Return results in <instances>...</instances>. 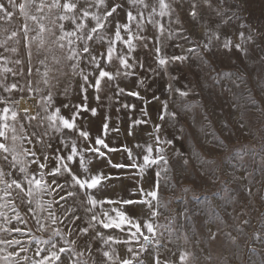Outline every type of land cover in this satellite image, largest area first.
Returning a JSON list of instances; mask_svg holds the SVG:
<instances>
[{"label": "snow or ice", "instance_id": "obj_1", "mask_svg": "<svg viewBox=\"0 0 264 264\" xmlns=\"http://www.w3.org/2000/svg\"><path fill=\"white\" fill-rule=\"evenodd\" d=\"M244 2L245 0H238V3ZM185 3H187V8L184 7ZM8 4L12 8H18L20 14L26 20L32 21L38 29L35 35H30L32 29L28 23L23 24L20 29L26 42L25 47L29 49V61L32 56L31 46L33 43L38 49H42L49 44L45 34L55 37L51 40V44L55 45L63 55L53 56L54 64H67L72 76L79 78L77 81L79 93L87 94L94 91V99L101 103L93 106L89 102L88 95H84L80 102L74 106L62 102L57 107L49 87L48 94L42 95L40 101L37 102L41 110L44 111V116H40V113L32 115L27 108L22 110L23 119L29 123L35 121L37 129L46 124L42 132L33 131L31 136L38 144H45L43 138L50 136L52 132L61 134L65 139L72 136H75V139L71 140L70 147L66 148L64 152H60L59 148L53 150L52 144L47 143L45 150L41 153L42 158H36V151L24 147L25 140L28 143L34 141L29 139L27 129L20 122V114L11 106L17 102L0 97V160L7 162L9 168L19 166L18 172L21 174L19 178H15L11 171L6 172L4 167L0 166V201H2L0 203V232H14L21 236L25 233V229L22 227H7L10 219L16 220L21 225L26 223L18 212L9 218L7 213L2 210L10 208L15 211L14 202L9 197H12L13 191L18 190V194H22V199L28 206V212L36 221L37 231L49 230V224L44 221H50L52 225L58 223L59 218L56 211L53 210V205H59L63 217L73 224L81 221V217L77 215V207L74 206L78 205L85 213L89 214L87 226L80 227L79 234H87L90 229H96L97 225L103 229H119L121 232H127V238L124 240L112 235L103 238L104 244L115 242L126 246L130 256L116 257L119 264H177L176 261L167 257L168 244L173 241L174 236L177 240H181L185 244L188 243L190 239L188 232L191 231V228H186L185 224H190L195 213H192L187 206L177 213L176 209L169 207L171 200L162 197L164 186L169 183V173L172 171L171 160L166 149L176 140L174 135L169 136L165 133V125L177 118V113L170 110L166 94L174 93L180 97H187L191 89L182 90L174 86L173 82L176 77L171 75L169 65H176L177 68L180 66L191 68L190 61L195 57L201 68L210 66L209 57H215V47L231 48L239 55H247L249 48L257 42L264 45V28L253 27L247 36L244 31L238 30L243 42L234 43L220 25L227 27L231 23L233 17L227 13L232 12L235 15V5H228L227 0H179L178 7L185 12L193 29L190 35L194 38L191 41L194 46L184 48V45L181 44L179 45L183 50L181 54L167 55L164 52V48L167 46L166 40L177 36V32L165 28L164 24L153 18L157 12V5L158 14L161 17L170 14L171 5L166 0H153L147 18L142 9L146 10L150 7L148 0H50V2L49 0H21L19 4L15 0H8ZM33 7L35 14L30 12ZM45 9L48 10V13H52L53 9L59 10L58 14L50 21L58 28L59 35L53 31L52 27L44 23L49 18L47 15H42ZM208 10L215 12L219 19V23L214 29L201 23ZM0 12L4 14V16H0V19L13 16V12L9 11L3 3H0ZM145 19H147V23L156 26L160 35L152 34L151 39L154 43L148 53V58L144 60L137 58L135 63H132L130 58L135 55V50L138 47L134 41H140V47L144 49L149 48L148 37L140 34L144 31ZM62 21L69 22L72 26L71 29L69 30L64 23H58ZM133 24L138 29L137 32H133L131 27ZM200 28L204 29L203 33L199 32ZM185 31H189V29H180V38L187 44L190 41L187 36L183 35ZM166 32L167 36L165 37ZM18 35V32L13 31L8 39ZM201 35L204 39L199 44L195 43V38ZM221 35L224 36L222 41ZM105 41L107 42L105 43ZM117 42H120L126 51L120 52ZM3 43L5 42L0 41V44ZM10 51L15 53L18 49L13 47ZM85 58L87 64L92 67L93 75H89L81 66ZM4 59L0 56V60ZM46 60L47 57L40 60L39 63L45 65L41 80L45 86H49V74L54 69L46 64ZM117 61L118 65L113 67ZM15 63L21 64L22 61L16 60ZM137 66L146 68L158 78L161 75L168 77L167 81L158 89L160 95L151 91V86L146 85L144 80L134 79V89L143 87L146 92H151L150 99H145L139 90L128 91L129 96L136 97L148 105L147 108L140 109V114L141 117L148 116L150 119H133L124 128L126 135L133 137L138 127L152 124L150 133L152 143L147 145L137 143L136 148L140 150L138 153L129 145L112 147L106 141V137L110 134L119 135L122 129L119 126L113 127L110 114H101L104 85L108 84L111 87L117 77L132 76L135 78ZM56 70L58 71V69ZM3 71L10 72L12 70L5 67ZM28 71L30 74V67ZM17 87V84L12 83L4 85L3 90L11 94ZM70 88V84L66 85L61 95H67ZM27 90L38 93L42 91L40 88H33L31 81L28 82ZM20 91L23 92L24 88H20ZM116 91L122 95L125 88L117 84ZM123 107L132 108L136 105L129 104L123 105ZM184 107H191V104H185ZM153 109L156 117L154 120L151 119V110ZM62 110L67 111V116L63 114ZM97 117H99L98 121L95 119ZM83 121H87V126ZM95 124H98L97 134L93 135L92 126ZM17 125H19V131ZM213 142L217 148L223 146V141L219 137L213 136ZM57 143L63 145L65 140L58 138ZM50 150L56 152L51 158L48 154ZM117 153H120L122 157L126 153V157H123L126 162L115 161L113 157ZM172 155L180 160L183 169L187 170L190 164L187 154L183 151H173ZM9 156L11 160H9ZM29 156L35 158L31 161L34 169H29L26 166L25 157ZM137 156L139 159L136 158ZM205 164L211 166L212 162L205 161ZM33 171L38 172L39 175L32 174ZM209 171L214 176L218 169L210 167ZM198 175L201 180L215 183L212 176L207 175V172ZM172 179L175 180L176 175H173ZM61 180L63 183L60 182ZM145 184L148 185L147 189L144 187ZM69 187L72 190H68ZM182 190L189 193L192 188L184 186ZM246 191L250 193L251 187L249 186ZM60 192H64V195H60ZM121 193L124 195H120ZM129 193H135V195ZM45 195L53 197V199L45 200L43 199ZM55 196H59V200H56ZM172 199H180V197ZM68 200H72L73 203L67 204ZM33 204L35 207L32 206ZM104 205L111 207L106 208L103 207ZM98 206H100V211H97ZM163 211L169 212V215L165 217L164 222H160ZM44 213L46 215L42 216ZM209 215L211 216L209 223H214L219 219L218 214L212 209H210ZM181 218L185 224L177 227L176 223ZM244 223L246 224L247 221ZM207 232L208 239L215 241L219 229L212 231L209 228ZM228 235L231 234L228 233ZM96 236H103V233L97 231ZM53 237H60L64 246L57 249V242L53 241ZM28 239L35 240L38 246L50 245V247L47 249L37 247L35 256L39 259H33L27 255H20L29 251L26 246H22L20 239H0V246L16 245L19 247L18 252H8L5 247H0V253H3L0 255V261H3V264H14L13 258L18 256L19 261L23 264H63L62 253H70L78 258L83 256V252H76L72 247L76 241L65 239L64 233L59 228H52L51 235L47 239H41L34 235H29ZM231 239L235 242L236 238L231 237ZM133 242H135V247L132 246ZM261 242L264 243V240ZM249 248L255 251L251 245ZM45 251L46 255L43 254ZM102 255L108 261L113 260L109 251H104ZM205 259L210 260L211 257ZM67 264H86V261L69 259ZM178 264H198V261H196L193 252L181 248L179 249Z\"/></svg>", "mask_w": 264, "mask_h": 264}, {"label": "rangeland", "instance_id": "obj_2", "mask_svg": "<svg viewBox=\"0 0 264 264\" xmlns=\"http://www.w3.org/2000/svg\"><path fill=\"white\" fill-rule=\"evenodd\" d=\"M15 2L19 4L21 0H15ZM166 2L171 5L172 11L170 14L161 17L158 14L157 5V12L153 18L164 24L165 28L177 32V36L171 40H166L167 46L164 48V52L167 55L181 54L183 50L179 45L183 44L184 48L194 46L191 43L194 38L190 35L193 29L186 18L185 12L178 7L179 0L177 2L166 0ZM0 3H3L9 11L13 12L12 17L0 19V41L5 42L0 44V56L5 58L0 60V97L17 102L11 106L20 114V122L27 129L29 139L34 141L28 143L25 140L24 147L36 151V158H42L41 153L45 150L47 143L52 144L53 150L59 148L60 152H64L66 148L70 147L71 140L75 139V136L65 139L61 134L52 132L50 136L43 138L45 144H38L31 133L33 131L42 132L46 124L37 129L35 121L29 123L23 119L24 113L22 110L27 108L32 115L40 113V116H44L45 113L37 102L40 101L42 95L46 96L48 94L49 87L57 107L62 102L74 106L80 102L84 95H88L89 102L93 106L100 104L101 101L94 99V91L87 94L79 93L77 89L79 78L72 76L67 64H54L52 57L63 55L55 45L51 44V40L55 37L45 34L49 44L42 49H38L33 43L31 46L32 56L29 61V49L25 47L26 42L20 29L25 23H28L30 29H32L30 35H35L38 29L32 21L26 20L20 14L18 8H12L8 4V0H0ZM148 3L150 7L146 10L142 9L146 18L148 12L151 11L153 0H148ZM227 4L236 6L235 15L228 12L227 15L233 17L231 23L227 27L224 25H220V27L234 43L243 42L239 36V31H244L245 36H247L253 27L264 28V0H245L244 3H238V0H227ZM184 7L187 8V3L184 4ZM58 11L53 9L52 13H48V10L45 9L42 13V15L49 17L44 23L52 27L57 35H59V30L50 21L58 14ZM30 12L35 14V8L30 9ZM0 16H4V14L0 12ZM58 23H64L69 30L72 27L67 21ZM201 23L214 29L219 23V19L216 17L215 12L208 10L204 14ZM131 27L133 32L138 31L134 24ZM180 29H189V31L183 33L184 36L189 38V43L186 44L180 38ZM13 31L18 32L19 35L8 39ZM203 31V28L199 29L200 33H203ZM153 33L160 35L156 26L147 23V19H145L144 31L140 34L148 37L149 48L144 49L140 47V41H134L138 47L135 50V55L130 58V62L135 63L137 58L141 60L148 58V53L154 43L151 39ZM164 36H167V32ZM203 39L204 37L201 35L195 38V43L199 44ZM223 39L224 36L221 35V41ZM13 47L17 48L18 51L11 52L10 49ZM117 47L120 52L126 51L120 42H117ZM214 52L215 57H209L211 60L210 66L201 68L195 57L190 61L191 68L185 66L177 68L176 65H169L171 75L176 77L173 82L174 86L182 90L191 89V91L187 97H180L174 93L166 94L170 110L177 113V118L165 125V133L169 136L174 135L176 140L166 149L171 160L172 171L169 173V183L164 186L162 197L171 200L169 207L176 209L177 213L184 206H187L192 213H195V216L190 224H185L182 218L177 221V227L185 224L186 228H191V231L188 232L190 239L185 244L174 236L173 241L168 244L167 257L178 264L179 249L186 248L194 253L198 264H262L264 262V243L261 242L264 240V45L257 42L249 48L247 55H239L234 49H223L222 47H215ZM45 57H47L46 64L54 69L49 74V86H45L41 80L45 65L40 64L39 61L45 59ZM16 60H21L22 63L17 64L15 63ZM116 65H118V61L115 62L113 67ZM81 66L89 75L94 74L92 73V67L87 64L86 58L82 61ZM151 66L154 67V65ZM5 67L10 68L12 71L4 72L3 68ZM29 67L31 68L30 74ZM135 72V78L132 76L117 77L112 82L111 87L108 84L104 85L101 114H110L113 127L119 126L122 129L119 135L110 134L106 137V141L112 147L129 145L138 153L140 150L136 148L137 143L142 145L152 143L150 138L152 124L138 127L133 137L126 135L124 128L133 119H150L148 116L141 117L140 114V109L147 108L148 105L139 101L136 97L129 96L128 91L139 90L145 99H150L151 92H146L143 87L134 89V79L144 80L146 85L151 86V91H155L157 95H160L158 89L167 81L168 77L161 75L158 78L152 72L147 71L146 68H140L139 66L135 68ZM29 81H31L33 88H40L42 91L39 93L35 91L28 92ZM12 83L17 84L18 87L9 94L3 90V86ZM69 84L71 86L69 93L61 95L65 86ZM117 84L125 88L122 95L116 91ZM20 88H24V91L21 92ZM129 104L136 105V107H123V105ZM185 104H191V107L185 108ZM62 111L67 116V111ZM151 111V119L154 120L156 119L154 109ZM95 119L98 121L99 117ZM83 122L87 126V121ZM97 127L98 124L92 126L93 135L97 134ZM17 128L19 131V125H17ZM213 136L219 137L223 141L222 147H216ZM58 138L65 140V144L58 145ZM53 150L48 152L50 158L56 154ZM173 151H183L187 154L190 161L187 170H184L182 162L172 155ZM123 157H126V153L123 154ZM123 157L120 153H117L113 159L117 162H126ZM136 158L139 159V156ZM33 159L35 158L25 157L26 166L29 169H34V165L31 163ZM9 160H11L10 156ZM205 161H211L212 165L205 164ZM42 162L46 163L43 160ZM0 166H3L6 172L11 171L15 178L21 176L18 172L19 166L9 168L7 162L2 160H0ZM210 167L218 169L214 176L209 171ZM204 172L212 176L215 183L201 180L198 174ZM32 174L39 175L35 171ZM173 175H176L175 180L172 179ZM60 182L63 183V180ZM184 186H191L192 191L185 193L182 190ZM249 186L251 187L250 193L246 191ZM144 187L147 189L148 185L145 184ZM68 190H72L71 187ZM129 194L135 195V193ZM60 195H64V192H60ZM120 195L124 194L121 193ZM173 197H180V199H172ZM9 199L13 200L15 211L10 208L2 210L7 213L9 218L18 212L26 223L21 225L16 220L10 219L7 227H22L25 229V233L21 236L14 232H0V239H20L22 246L29 249L26 254L21 253L20 255L39 259L35 256L37 247L47 249L50 245L38 246L35 240L28 239L29 235L47 239L51 235L52 228H59L64 233L65 239L76 241L72 245L75 251L83 252V256L79 258L72 256L70 253H62L63 264H67L69 259L86 261V264H119L116 257L130 256L127 253L126 246L122 244L115 242L103 243V238L107 235H112L120 240L126 239V231L103 229L97 225L96 229H90L87 234H79V228L87 226L89 214L85 213L78 205L74 206L77 207V215L81 217V221L73 224L63 217L59 205H53V210L56 211L59 218L58 223L52 225L50 221H44L49 224V230L37 231L36 221L32 218V214L28 212V206L22 199V194H18V190L13 191L12 197H9ZM43 199L50 200L53 197L45 195ZM55 199L59 200V196H55ZM72 203V200L67 201V204ZM32 206L35 207L34 204ZM103 207L110 208L111 206L104 205ZM210 209L214 210L219 216V219L214 223H209L211 220ZM97 211H100V206L97 207ZM43 215H46V213ZM168 215L169 212L163 211L160 222H164L165 217ZM244 221H247V223L245 224ZM209 228L212 231L219 229L215 241L208 239L207 230ZM97 231L102 232L103 236H96ZM228 233L231 235L229 236ZM94 236L95 239L92 238ZM231 237L236 238L235 242L232 241ZM53 241L57 242V249L64 246L60 237H53ZM249 245L255 251L250 250ZM132 246L135 247V242ZM0 247H5L8 252L19 251V247L16 245ZM104 251L111 252L112 261H108L102 255ZM43 254L46 255L47 252L45 251ZM0 255H3V253H0ZM206 257H211V259H205ZM13 260L14 264H17V262L23 264L19 261L18 256L14 257ZM0 264H3V261H0Z\"/></svg>", "mask_w": 264, "mask_h": 264}]
</instances>
